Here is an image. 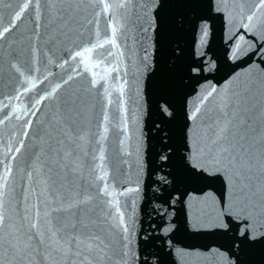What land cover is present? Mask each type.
Listing matches in <instances>:
<instances>
[{
	"label": "water",
	"instance_id": "obj_1",
	"mask_svg": "<svg viewBox=\"0 0 264 264\" xmlns=\"http://www.w3.org/2000/svg\"><path fill=\"white\" fill-rule=\"evenodd\" d=\"M21 2L0 0V27L12 21V13ZM239 2L192 0L188 7L166 8L164 16L167 23L154 56L151 33L141 30L147 26L146 12L150 11L151 0H131L126 9L119 10L124 25L118 34L119 48L105 45L95 50L98 53L112 51L115 55L105 56L100 68L89 71L84 70L78 57L73 59L75 52L95 43L97 32L101 40L111 35L106 14L96 16L99 7L95 0H78L76 22L70 28L60 29L48 24L45 0H41L39 26L34 14L29 17L25 13V18L17 21V26L6 34V39L0 40V120L3 121L0 123V161L11 164L13 169L15 199L6 205L13 220L19 223L16 213L24 215L25 195L28 205L39 206L43 227L44 211L57 206L48 203L56 191L67 196L65 187H71L72 181L77 185H86L93 193L98 191L102 182L95 180L98 170L94 171L93 166L99 161L94 160L93 156L98 154L100 145L96 140L103 131L102 118L107 111L109 132L108 139L103 142L104 163L112 197H99L93 202V207L101 217L108 213L115 214V209L103 201L113 197L119 200L120 211L132 229L133 251L138 248L142 260L146 258L148 264H227L228 256H235L239 264H264V245L244 246L236 252L230 236L212 231H194L189 227L195 217L212 212L213 201L209 197L213 194L219 196L223 186L218 180H198L185 176L180 162V156L193 136L191 126L194 122L189 117L197 106H201L202 112L205 109L214 111L226 88L231 95L243 91L255 81L254 95L250 99V103L255 104L254 126L257 133L264 132V116L261 115V110H264V85L251 72L246 56L241 54L233 58L235 43H239L236 38L243 30L239 29L238 22L228 23V12L232 11L235 15ZM256 2L244 0L248 7ZM32 11L30 8L29 12ZM178 14L184 18L179 28L171 23ZM90 20L93 23H88ZM146 49L149 63L153 58L157 62V72L151 82L143 67ZM121 52L123 56L119 57L118 63ZM13 63L24 72L23 76L12 67ZM199 66L203 67L199 74L188 71ZM103 67L118 68L119 71H110L107 73L109 79L104 81L100 80L104 75ZM93 72L97 73L95 77ZM26 77H31L34 87L24 83ZM93 79L100 80L95 87L92 85ZM125 79L128 84L124 86L125 103L122 106L117 89ZM57 85L60 87L55 94L47 96ZM105 87L111 93L107 98L104 95ZM213 87L220 95L214 93L202 104L203 97ZM25 88L29 91L25 92ZM37 99H40V103H36ZM109 99L111 104L108 103ZM165 102L171 116L160 111V105ZM124 108L127 109L128 139H124V134L119 132L122 115L118 114H122ZM70 111L74 113V127L87 133V136L85 141L76 142L80 145L78 148L75 143L69 145L75 149L74 154L78 157L75 164L69 165L75 169L74 173L69 174L67 181L63 172L54 174L55 184L49 181L46 185L44 180L47 177L40 173V161H36V156L39 155L40 160L44 161L51 154L50 145L55 146L52 137L59 135L56 131L58 121L66 119ZM17 114L21 115V119H16ZM29 122L30 127H25ZM156 124L169 133V142L175 150V174L178 177L177 182L163 192L158 190L157 174L153 172L157 165L151 164L161 147V129L154 127ZM257 138L260 136L257 135ZM122 139L124 143L119 144L118 141ZM21 142L23 147L16 153L15 149L20 147ZM12 156H15L14 160ZM2 171L3 165L0 164ZM27 171L33 172L31 181L27 179ZM129 188L137 190L127 192ZM34 212L35 208L29 215ZM68 215L52 213L53 217L67 218ZM116 222L109 221L103 227L116 235L119 246L120 233L111 228V223ZM164 228H167L166 232ZM145 235L147 239H141ZM0 259L5 264H70L59 253L48 256L43 247L22 258L6 256L3 248H0Z\"/></svg>",
	"mask_w": 264,
	"mask_h": 264
},
{
	"label": "snow or ice",
	"instance_id": "obj_2",
	"mask_svg": "<svg viewBox=\"0 0 264 264\" xmlns=\"http://www.w3.org/2000/svg\"><path fill=\"white\" fill-rule=\"evenodd\" d=\"M130 2L131 0H95V4L99 7L96 16L99 17L102 13L106 14L111 35H106L101 40L97 32L95 43L75 52L73 59L78 57L79 62L84 65L85 71L100 68L104 64L105 56L115 55L112 51L98 53L95 50L102 49L105 45H111L113 49L119 48L118 34L124 27L121 23L123 18L120 16L119 10L126 9ZM191 4L192 0H151L150 11L146 12L147 26L142 27L141 30L144 33H151L150 40L154 56L161 44L167 23L164 16L165 9L188 7ZM40 5L41 0H22L12 13V21L7 26L0 27V40L6 39V34L17 26V21L25 18V13H28L29 17L34 14L37 26H39L42 15ZM30 8L33 10L32 12H29ZM78 9V0H45L48 24L56 28H70L76 22ZM183 22L184 18L179 14L171 21L177 28L181 27ZM233 22H238L239 29L243 30L236 38L239 43H235L233 58L241 54L246 56L251 72L255 73L258 82L264 85V0H257L251 7L246 6L244 0H240L235 15L232 11L228 12V23L232 24ZM88 23H93V21L90 20ZM122 56L123 53H119L118 63L120 62L119 57ZM143 59L146 77L151 82L157 72L156 59L153 58L149 63L147 49ZM12 67L20 72L21 76L24 75V72L15 63L12 64ZM102 71L104 75L100 77V80L107 81L109 79L107 73L118 72L119 69L103 67ZM188 71L199 74L203 71V67H192ZM92 75L95 77L97 73L93 72ZM71 78L69 77V79ZM100 80L93 79V87L99 84ZM24 83L35 86L31 77H26ZM127 84L128 81L125 79L117 89L122 106L125 103L124 86ZM59 87L57 85L47 96H53ZM254 90L255 81L243 91L233 92L231 95L226 88L214 111L205 109L202 112L201 106H197L189 117L194 122L191 126L193 131L191 143L185 146L184 154L180 156L185 176L198 180H218L223 186V192L219 196L213 194L212 197H209L213 201L212 212L203 217H195L189 223V227L194 231H212L230 236L232 248L236 252H239L244 246L264 245V132L257 133V128L254 126L255 104L250 103ZM24 91L27 92L29 89L25 88ZM214 93L220 95L213 87L203 97L202 104L204 101H208ZM104 95L105 98L111 95L107 87L104 88ZM44 98L46 97L40 99ZM40 99H37L36 103H40ZM108 103L111 104L112 101L109 99ZM160 111L168 116L172 115L166 102L160 105ZM118 115H122L119 132L124 134V139H128L127 109L124 108L123 113ZM261 115L264 116V110H261ZM16 119H21V115L17 114ZM135 122L134 120L133 124ZM0 123L3 121L0 120ZM108 123L109 116L105 111L102 118L103 131L98 134L96 140V143L100 145L98 154L93 156L94 160L99 161L93 166L94 171L98 170L95 180L102 182V186L93 193L86 185H77L75 181H72L70 182L71 187H65L67 196L56 191L53 199L48 203L57 206L51 207L50 211L47 209L44 211L43 227L39 206L28 205L26 195L23 197L24 215L20 216L19 213H16L20 222H15L13 216L9 214L6 205L15 199L13 196L15 191L13 169L11 164H4L3 161H0V164L3 165V171L0 172V248H3L6 256L22 258L43 247L48 256L59 253L66 261H70V264H113V261L114 264H148L146 258L141 259L138 248L133 251L132 229L120 211L119 200L113 197L103 201L115 209V214L108 213L101 217L95 213L93 207V202L99 197H112L108 185V171L104 163L106 157L103 145V142L108 139ZM74 124V113L70 111L66 119L62 118L58 121L56 131L59 132V135L52 137L55 146L50 145L51 154L44 161L40 160L39 155L36 156V161H40V173L47 177L44 180L46 185L49 181L55 184L54 174L63 172L67 181L69 174L75 171L69 165L75 164L78 157L74 154L75 149L69 145L75 143L78 148L80 145L76 142L85 141L87 133L78 131ZM25 127H30V122ZM154 127L161 129L159 133L161 147L151 164L157 165L153 168V172L157 174V188L163 192L169 186L174 185L178 179L175 174V150L169 142L167 130H163L160 124H156ZM257 135L260 136L259 139ZM124 139L119 140L118 143L123 144ZM22 147L23 142L20 147L15 149V152L19 153ZM11 151L12 149L9 147V152ZM128 154L131 155V153ZM5 155L7 157L8 154ZM137 155L139 156V145L137 146ZM11 159L14 160L15 156H12ZM143 166L142 163L141 167ZM26 176L31 181L33 172L27 171ZM135 190L137 189L129 188L126 191ZM166 203L168 202L166 201ZM33 208H35L34 214L29 215ZM13 211L15 210L13 209ZM54 212H63L69 215L67 218L53 217L52 213ZM94 216L95 218H93ZM109 221H117L111 223V228L120 233L119 246L116 244V235L103 227V224ZM25 228L27 231H24ZM163 231L166 232L167 228H164ZM141 239L146 240L147 236L145 235ZM33 241L36 242L35 246ZM0 264H5V261L0 259ZM227 264H239L238 258L228 256Z\"/></svg>",
	"mask_w": 264,
	"mask_h": 264
}]
</instances>
